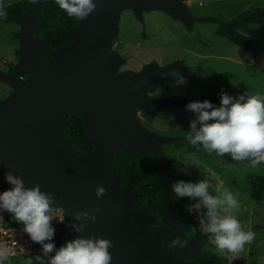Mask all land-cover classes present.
<instances>
[{
	"label": "water",
	"instance_id": "1",
	"mask_svg": "<svg viewBox=\"0 0 264 264\" xmlns=\"http://www.w3.org/2000/svg\"><path fill=\"white\" fill-rule=\"evenodd\" d=\"M94 2L97 9L87 19H77L73 37L54 50L36 35L33 14L1 18L20 27L15 33L19 47L14 70L31 73L25 82L21 76L0 71V79L14 91L0 102V183L11 188L5 173L12 172L26 188L39 184L41 191L53 196L54 205L65 210V223L55 227L57 249L77 236L100 237L115 245L109 249L111 264H180L201 255L209 236H185L187 219L177 211L169 224L159 221L137 199L141 186L131 189L117 182L113 155L120 149H140L169 163L161 145L179 137L144 128L135 109L151 120L162 108L194 102L148 93L161 84L190 78L193 68L176 59L164 65L150 61L137 71H118L115 63L124 59L111 47V37L123 9H131L141 21L143 12L162 10L187 27L215 18L193 13L184 0ZM71 114L83 117L92 145L88 152L73 147L62 129L63 119ZM97 185L107 189L104 197L95 196ZM96 205L103 209L97 221L89 222L84 232H75L71 214ZM176 236L188 240L187 246L175 250L161 246V241L170 243Z\"/></svg>",
	"mask_w": 264,
	"mask_h": 264
},
{
	"label": "rangeland",
	"instance_id": "2",
	"mask_svg": "<svg viewBox=\"0 0 264 264\" xmlns=\"http://www.w3.org/2000/svg\"><path fill=\"white\" fill-rule=\"evenodd\" d=\"M12 1L15 0H0V4ZM184 2L192 12L215 19L194 21L187 27L162 10L143 12L144 21L137 19L131 9L122 10L117 29L111 37V47L124 59L115 63L117 70L137 71L150 61L163 65L181 59L190 66L194 65V74L187 79L179 78L160 85L148 92L149 95L199 102L216 90H224L233 97L245 92L264 96V50L255 54L216 34L218 13L231 18L242 10L264 6V0ZM253 26L257 29L255 37L264 47V22ZM19 29L15 21L0 18V71L7 72L9 66L17 61L19 40L15 33ZM30 73H21L20 76L26 82ZM13 93V89L0 79V102H6ZM187 105L166 107L168 109L151 120L142 119L137 112L135 114L144 128L179 137L175 143H164L166 157L168 154L173 156L198 181L208 180L212 186L209 189L211 194H216V188L228 189L240 202L236 215L244 230L254 232L255 238L235 255L223 253V264H237L241 259L244 264H264V164L253 167L249 160L233 164L221 157L187 150L190 121L195 119V113L186 110ZM194 202H187L186 206ZM181 217L187 219L186 225L199 228L197 214L192 213L191 219ZM29 258L28 255L12 257L3 264H28Z\"/></svg>",
	"mask_w": 264,
	"mask_h": 264
},
{
	"label": "clouds",
	"instance_id": "3",
	"mask_svg": "<svg viewBox=\"0 0 264 264\" xmlns=\"http://www.w3.org/2000/svg\"><path fill=\"white\" fill-rule=\"evenodd\" d=\"M55 3L69 17L79 21L87 19L97 9L94 0H55ZM6 17L4 5L0 4V18ZM220 96L219 107L208 100L190 102L186 106V110L195 113L187 141L193 146L202 145L209 154H227L234 161L249 160L253 167L264 164V96L248 92L238 97L221 92ZM5 179L12 187L0 193V213L12 214L24 225L23 230L29 238L42 246V255L35 257L36 264H111L109 249L115 245L107 238L77 236L57 249L52 242L55 235L53 221L65 223V210L56 203L54 206L53 196L41 191L39 184L26 188L23 179L12 172H6ZM211 187L206 179L195 183L179 180L172 185V191L177 198L195 201L186 206V211L197 214L201 232L209 236L221 254L235 255L254 240L255 233L245 231L238 219L236 213L241 205L236 196L228 189L220 188L215 189V195L210 194ZM94 194L97 198L104 197L107 189L97 185ZM102 211L100 205L75 211L71 214L73 222L70 226L75 232L82 233L89 222L97 221V214ZM187 243L188 240L176 236L170 243L161 241V246L175 250L186 247ZM9 255L8 249L0 248V264ZM28 264H33L32 258Z\"/></svg>",
	"mask_w": 264,
	"mask_h": 264
},
{
	"label": "trees",
	"instance_id": "4",
	"mask_svg": "<svg viewBox=\"0 0 264 264\" xmlns=\"http://www.w3.org/2000/svg\"><path fill=\"white\" fill-rule=\"evenodd\" d=\"M3 5L7 15L16 14L23 16L26 13L33 14L38 24L36 35L41 37L51 50L68 42L76 31L77 19L69 17L66 12L59 8L55 0H35V2L33 0H15ZM218 16L216 34L219 37L226 38L236 46L255 54L264 50L260 40L255 37L257 29L253 26L264 22V6L242 10L231 18L220 13L216 15V17ZM8 71L15 77L22 75L14 70L13 64L9 66ZM221 92L227 93L224 90H216L206 100L219 107ZM62 129L73 147L81 152H88L92 149V145L86 135L82 116L67 115L62 121ZM186 149L196 151L199 155L221 157L233 164L241 162L232 160L231 156L227 154L224 156H218L215 152L209 154L203 149L202 145L193 146L188 142ZM168 160L169 163H165L152 156L148 151L140 149H120L113 155L117 182L131 189L141 186L142 189L137 199L141 203L146 204L151 213L165 224L170 223L174 211L189 219H191L192 214L186 211V203L191 202V200L187 197L177 198L172 191V185L179 180L193 183L198 181L184 170L173 156L168 154ZM0 187L6 190L10 189L3 183H0ZM209 192L211 194V190ZM6 223L22 225V223L14 221L10 214L6 218ZM53 226L54 228L57 227L54 221ZM200 233H202L200 228L193 229L191 225L185 226V236L187 237ZM58 239V236L54 235L52 242L56 245ZM34 245L38 246L40 244L34 243ZM201 252V255L191 256L180 264H223L225 260L215 244L210 242V240L201 246ZM37 255H42V252L34 253L30 256L33 259V264H36L35 257ZM237 264H244V261L241 259Z\"/></svg>",
	"mask_w": 264,
	"mask_h": 264
},
{
	"label": "built area",
	"instance_id": "5",
	"mask_svg": "<svg viewBox=\"0 0 264 264\" xmlns=\"http://www.w3.org/2000/svg\"><path fill=\"white\" fill-rule=\"evenodd\" d=\"M4 191L6 189L0 187V193ZM9 214L7 212L0 213V248H6L10 251L8 258L24 255L31 256L34 253L42 252V246H35L33 241L24 232L23 224L6 223V218ZM54 224H58V221H54Z\"/></svg>",
	"mask_w": 264,
	"mask_h": 264
},
{
	"label": "flooded vegetation",
	"instance_id": "6",
	"mask_svg": "<svg viewBox=\"0 0 264 264\" xmlns=\"http://www.w3.org/2000/svg\"><path fill=\"white\" fill-rule=\"evenodd\" d=\"M194 13V12H193ZM196 14V13H195ZM144 17V16H143ZM181 60V59H180ZM183 62V61H182ZM169 63V62H168ZM184 63V62H183ZM185 65H188L187 63H184ZM14 65V64H13ZM162 65V64H161ZM164 65V64H163ZM192 68H193V74H194V71H195V68H194V65L193 66H191ZM10 72V71H9ZM11 74V73H10ZM192 74V75H193ZM166 84H168V83H166ZM161 85H163V84H161ZM160 86V85H159ZM158 86V87H159ZM157 87V88H158ZM162 97H165V96H158V97H155V98H162ZM165 98H168V97H165ZM170 98H173V97H170ZM175 99H179V98H175ZM176 107H178V106H176ZM171 108H173V107H171ZM164 109H168V108H162V109H160L159 110V114L158 115H156V116H153V118H155V117H157V116H159L160 114H161V112L164 110ZM135 112H137V114L142 118V119H146V117L144 116V113H143V111L141 110V109H138V108H136L135 109ZM147 120V119H146ZM159 134H161V135H172V134H164V133H160V132H158ZM176 142V141H175ZM175 142H173V143H175ZM169 144V143H168ZM165 144H162L161 145V150L163 151V152H165L164 151V149H163V146H164ZM167 157H168V155H167Z\"/></svg>",
	"mask_w": 264,
	"mask_h": 264
}]
</instances>
